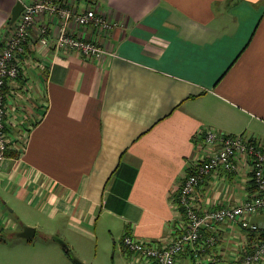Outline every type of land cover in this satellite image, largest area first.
I'll list each match as a JSON object with an SVG mask.
<instances>
[{
    "label": "crops",
    "instance_id": "crops-1",
    "mask_svg": "<svg viewBox=\"0 0 264 264\" xmlns=\"http://www.w3.org/2000/svg\"><path fill=\"white\" fill-rule=\"evenodd\" d=\"M29 1L0 0V51L16 25L14 9ZM66 2L112 21L107 37L72 26L112 55L99 61L42 47L39 27L48 25L53 41L61 19L36 20L21 77L10 85L7 121L17 156L9 154L0 173V223L12 221L1 203L14 204L12 213L26 205L40 214L44 232L38 237V222L31 239L18 238L21 231L1 238L0 264H75L63 247V222L90 237L84 229L101 225L121 242L126 234L164 241L186 221L177 190L206 156V129L264 139V0ZM253 192L251 174L240 167L211 175L193 199L214 210ZM252 222L264 227V212ZM211 235L217 245L201 257L218 264H236L260 242L235 223L206 230L204 239ZM121 249L129 264H144ZM192 259L188 250L179 264Z\"/></svg>",
    "mask_w": 264,
    "mask_h": 264
},
{
    "label": "built area",
    "instance_id": "built-area-1",
    "mask_svg": "<svg viewBox=\"0 0 264 264\" xmlns=\"http://www.w3.org/2000/svg\"><path fill=\"white\" fill-rule=\"evenodd\" d=\"M50 15L61 19L55 40L49 39V26L39 27V42L42 47L53 48L67 54H78L88 59L101 61L112 55L107 44L79 37L72 26L90 27L99 37H107L114 24L97 8L83 12L72 9L66 0H30L17 20L12 32L1 42L0 51V173L12 149L13 139L8 127V98L11 83L21 77L20 60L26 53V44L38 17ZM28 134V133H27ZM27 135L24 136L26 138ZM206 156L200 160L193 173L184 177L177 190V200L185 215L180 233L161 241H144L126 234L122 245L126 253L137 256L144 264H179L180 259L191 250L194 264H218L206 255L218 242L216 235L204 239L206 230H214L219 224L235 223L251 234H257L260 242L251 251L241 256L236 264H261L264 260V239L260 233L264 227L252 222V218L264 212V139L249 134L229 135L214 128L204 133ZM244 167L252 176L254 192L239 205H230L214 210L199 209L193 199L195 189L218 171L238 173Z\"/></svg>",
    "mask_w": 264,
    "mask_h": 264
},
{
    "label": "rangeland",
    "instance_id": "rangeland-1",
    "mask_svg": "<svg viewBox=\"0 0 264 264\" xmlns=\"http://www.w3.org/2000/svg\"><path fill=\"white\" fill-rule=\"evenodd\" d=\"M1 207L3 209L2 213L7 214L12 221L7 227L4 225L9 221H7V219L2 220L0 225L4 227V231L2 232L0 239L8 237L10 233L15 234L19 231H23L25 227H33L37 229L36 226L38 222L42 224V227H39L38 229L40 232L38 237H41L44 232V224L41 221L38 212L31 213L26 205L17 206L18 211L16 213L11 212L13 208H15L14 204L8 206L1 203ZM63 223V229L66 232L64 233L63 231L61 239L63 240V247L69 251L70 258L74 261L73 263L129 264V261H127L124 252L121 249L122 242L118 238L114 239L108 231H104L101 225H99L98 228H90V230L87 227L84 229V231L95 236L90 237L88 235L68 230V223ZM185 264H191V262L187 261Z\"/></svg>",
    "mask_w": 264,
    "mask_h": 264
},
{
    "label": "water",
    "instance_id": "water-1",
    "mask_svg": "<svg viewBox=\"0 0 264 264\" xmlns=\"http://www.w3.org/2000/svg\"><path fill=\"white\" fill-rule=\"evenodd\" d=\"M24 6H22L21 3H18L17 7L14 9L13 16H12V23H15L17 19L21 16L22 11L24 10ZM2 232V229L0 228V234ZM37 229L33 227H25V229L19 233H17L18 238L23 239H31L36 236ZM78 264H82L80 262H77Z\"/></svg>",
    "mask_w": 264,
    "mask_h": 264
},
{
    "label": "trees",
    "instance_id": "trees-1",
    "mask_svg": "<svg viewBox=\"0 0 264 264\" xmlns=\"http://www.w3.org/2000/svg\"><path fill=\"white\" fill-rule=\"evenodd\" d=\"M12 153H14V152H10L9 154L11 155ZM14 156H17L15 153H14ZM193 173V172H192ZM3 230V229H2ZM261 235H260V238L261 239H264V232L263 233H260ZM253 235H255V236H258L257 234H253Z\"/></svg>",
    "mask_w": 264,
    "mask_h": 264
}]
</instances>
